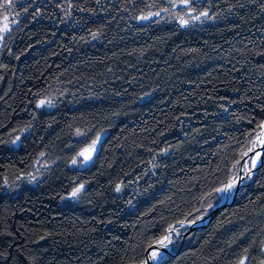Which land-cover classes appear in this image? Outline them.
Segmentation results:
<instances>
[{
  "label": "trees",
  "instance_id": "obj_1",
  "mask_svg": "<svg viewBox=\"0 0 264 264\" xmlns=\"http://www.w3.org/2000/svg\"><path fill=\"white\" fill-rule=\"evenodd\" d=\"M1 2L0 264H141L213 205L264 124V0ZM172 254L158 264H264V154Z\"/></svg>",
  "mask_w": 264,
  "mask_h": 264
},
{
  "label": "rangeland",
  "instance_id": "obj_2",
  "mask_svg": "<svg viewBox=\"0 0 264 264\" xmlns=\"http://www.w3.org/2000/svg\"><path fill=\"white\" fill-rule=\"evenodd\" d=\"M22 0H2L1 2V5L2 6H7V12H9L11 10V7L12 5H16L18 4L19 2H21ZM180 24L182 25H186L188 24L190 21H194V22H197L199 21V17L196 16L195 14L191 13V12H188V14H186L184 16V18L182 19H177L175 18ZM144 21V20H142ZM146 21V20H145ZM13 22L12 20V16H10V14H7L6 12L2 13V17L0 18V24H1V27H0V41H1V38L2 36L8 32L9 28H10V25L11 23ZM37 108H45V109H51L52 108V102L49 100V101H39L37 103ZM264 125V124H263ZM263 125L261 126V128L257 131V133L255 134L253 140H252V143L251 145L249 146V148L247 149V151L244 153V156L242 158V160L248 155V153H251L253 151V149L256 147V145H254V142H256L258 140V138L261 136V132H262V127ZM82 135H80V132L78 133L77 132V136L76 138H82ZM104 137V133H100L98 135H96L92 141L89 143V145H87L86 147H84L78 154L77 156L71 161L70 163V167L71 168H75V169H84L86 168L87 166H89L93 160V157L95 156L97 150H98V147H99V144L102 140V138ZM255 150V149H254ZM242 160L240 162V164L238 165V168L236 169L234 175L232 176V178L229 180V182L233 179H235V177L238 175V173H240V177L242 178L241 176V169H242ZM40 165H41V158L39 160H37L34 164V173L31 174V176L28 178V181L33 183L34 180L36 178L39 177V173H40ZM254 179V176L245 182V184L247 182H251L253 181ZM228 182V183H229ZM244 185V184H243ZM224 187V186H223ZM236 187V186H235ZM84 190V187L83 186H79L77 187L76 189H74L70 195L65 198L64 200H62V203H74V202H77L80 195L82 194ZM119 192L121 191V188L118 189ZM216 195H218V191L216 192ZM215 195V198H214V202H213V205H211V207H208L207 209H205L201 216L200 217H204L206 215H208L212 209V207H214L217 202H218V196ZM199 217V218H200ZM199 218H197L196 220H193L191 222H185V223H181L179 225H177L176 227L172 228L176 234L172 235V242L174 243V245L172 246L170 252L172 253L173 251H175L176 249H178L179 245L183 242L185 236H187L189 233V230H188V227L196 222ZM182 224H186L187 225V228L185 229H182L181 228V225ZM198 224V223H197ZM201 224V223H200ZM170 230V229H169ZM168 230V231H169ZM167 231V232H168ZM176 235V236H175ZM159 242V241H158ZM157 242V243H158ZM146 254V252H145ZM148 254V253H147ZM147 254L144 255V260L141 264L145 263L146 260H147Z\"/></svg>",
  "mask_w": 264,
  "mask_h": 264
},
{
  "label": "bare ground",
  "instance_id": "obj_3",
  "mask_svg": "<svg viewBox=\"0 0 264 264\" xmlns=\"http://www.w3.org/2000/svg\"><path fill=\"white\" fill-rule=\"evenodd\" d=\"M257 143V145H256ZM264 143V125L262 127L261 136L258 138L256 142H254V145L256 147L253 149L251 153H248V155L242 160V169H241V179H233L229 183H227L224 187L218 190V201L219 203L227 202L234 190L235 186L237 184H240L241 186L245 184L246 181L250 180L254 176V170L257 167L259 160H260V154L261 150L259 149L262 144ZM248 183V182H247ZM241 188V187H240ZM182 229L187 228L186 224L181 225ZM176 234L173 229H170L166 236L161 239L157 246L153 249H151L147 254V260L143 264H158V262L165 256V251L171 250L174 243L172 242V235ZM176 236V235H175Z\"/></svg>",
  "mask_w": 264,
  "mask_h": 264
},
{
  "label": "water",
  "instance_id": "obj_4",
  "mask_svg": "<svg viewBox=\"0 0 264 264\" xmlns=\"http://www.w3.org/2000/svg\"><path fill=\"white\" fill-rule=\"evenodd\" d=\"M261 150V154H260V160H259V163L257 165V167L255 168L254 170V176L257 174L259 168L261 167L262 165V159H263V154H264V143L262 144V146L259 148ZM237 178L238 180L241 179L240 177V173H238V175L235 177ZM241 185L240 184H237L236 187H235V190L231 196V198L227 201V202H224V203H219V201L217 202V204L212 207L210 213L204 217H200L196 222L192 223L189 227H188V230L189 232L191 231H195V230H198V229H201V228H204L206 227L209 222L221 211L223 210L225 207L231 205L234 200H235V197H236V194L237 192L239 191ZM221 189V188H220ZM198 223V224H197ZM201 223V224H200ZM157 246V243L156 244H153L152 246H150L149 248H147L146 250V254L153 248H155ZM166 256H171L173 255L171 252L169 251H165L164 252ZM145 254V255H146Z\"/></svg>",
  "mask_w": 264,
  "mask_h": 264
}]
</instances>
